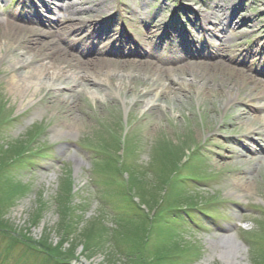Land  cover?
Segmentation results:
<instances>
[{"label":"rangeland","instance_id":"rangeland-1","mask_svg":"<svg viewBox=\"0 0 264 264\" xmlns=\"http://www.w3.org/2000/svg\"><path fill=\"white\" fill-rule=\"evenodd\" d=\"M41 1L34 0L36 7ZM102 1L46 0L52 11L42 9L40 18L54 28L69 61H94L95 70L101 68L96 61H112L103 63L104 69L116 71L110 80L118 83L124 76L126 86H132L133 92L126 89L123 95L108 85L102 88L100 95L109 97L105 103L91 100L93 92L85 93L81 86L60 93L44 86L15 93L13 81L34 71L29 63L24 72L17 68L33 53L27 47L23 55L21 38L8 41L9 35H4L8 40L0 54V264H226L233 256L229 237L241 247L239 264H264V137L248 143L243 139L246 130L263 126L262 119L247 118L244 106L251 94L262 93L256 86L257 80H264V56L258 53L259 45L264 47L259 35H264V0H183L189 31H180L183 38L165 53L157 47L156 39L164 34L157 25L168 20L177 0H120L129 5L131 20L129 15L118 17L114 25L105 18L111 7L87 14L86 9ZM0 4L8 6L0 11V22L35 27L31 18H37L39 9H22L20 0ZM217 6L234 12L238 34L227 41L221 33L208 36L209 58L221 52L212 61L196 57L185 62L183 56L173 60L181 48L191 53L190 42L200 40L203 45L201 30L193 29L198 13L210 16L212 27L228 22L229 13ZM68 7L80 10L75 17L81 22H102L80 34L92 33L89 41L78 36L85 45L57 23L59 10ZM125 23H130L125 37L145 39L140 51L132 50L131 40L119 37V25ZM2 29L0 25V36ZM106 29L116 31L117 39H97L95 32ZM42 36L37 38L50 41ZM145 62L176 67L179 77L193 81L195 88L218 93L199 96V89H192L148 108L161 85L152 95L138 96L146 86L152 87L154 72L150 76L139 69ZM195 64L209 68L190 69ZM54 65L72 71L69 76L83 72L62 61ZM242 73L248 79H240ZM229 89L236 100L227 106ZM243 153L248 157H239ZM183 209L201 224L179 219L185 215Z\"/></svg>","mask_w":264,"mask_h":264},{"label":"bare ground","instance_id":"bare-ground-1","mask_svg":"<svg viewBox=\"0 0 264 264\" xmlns=\"http://www.w3.org/2000/svg\"><path fill=\"white\" fill-rule=\"evenodd\" d=\"M52 1H57V0H52ZM77 1H81V0H77ZM113 5L114 2L111 0H104L102 1L100 4L92 6L91 8L86 9L87 10V14H94V13H101L103 11H106V9H109L110 7L112 8L111 10H113ZM217 9L221 10V12L227 14L229 13V20L228 22L224 25L223 23L221 25L222 28L220 30H218V26L221 27L220 24H216L212 27L213 22L211 21L210 16H204L201 15L199 16L200 21L202 20L201 24L203 28L207 29V32H209L211 35L213 34L214 36H217V32H223V35H225V39L229 40L232 39L233 37L236 36V34H238L237 32V28H235L236 26V22L231 21L233 13H230V8L228 9V7L226 8L225 6H217ZM83 10V11H86ZM82 11V10H81ZM113 12V11H112ZM111 12V13H112ZM60 13V18L58 19L57 23H59V25H66L67 30L72 31V35L74 37H78L80 32H85L89 30L90 25L93 24V22L96 19H87V21L81 22L80 19L76 18L75 15H78V13H80V10H71L70 7H68L67 9H64L61 11L59 10ZM70 16V18H69ZM157 17V19L161 18L162 14H160L159 16L156 14L155 15ZM249 22H254L253 20L251 21L249 19ZM245 23V21H244ZM0 25L3 27V36H0V54L1 52L3 53L2 50H4V48L6 47V43L7 40L5 36L9 37L8 41H12L13 39L18 40V38H21V41L23 42L22 45L24 46H20L19 51H21V53L23 55H26L27 52L25 51V49L27 47H31V51L33 55H30L27 58V61H22V65L21 67L17 68L19 72H24L26 69V63L30 64V67H34L32 68L34 71H32L30 73V75H28V77H23L22 80L19 81H13V85L15 86V89H13V91L17 92V93H22L23 89L22 88H27L28 90L31 89V87H37L38 89L42 88L43 86L46 87V89L48 90V92H55V93H60L63 91V89H70V91L78 86H81V88L84 89L85 93L88 92H93L94 91L97 93L96 96L92 94L91 96V100L95 99L97 101H101L103 103H105L107 101V98H109L108 96H102L100 95L99 91L102 90V88H106L107 85L109 89L118 92L119 94L123 95V93L127 92H133V88L132 86H126V84L124 83V76L121 77L120 81L118 83H114L112 80H110L112 77H114L116 74V71L113 70V72L110 69H104L103 67V63L107 62L106 64L108 65H112V61H96L95 63H98L100 70H95L94 66V61L87 63V64H81V62L76 59V57L74 58V62L73 61H69L68 56H66L63 52H61V49L59 48V43H61L59 41H57V36H56V32L53 30L54 28L52 26H47L44 23H39L35 25V27L32 28H22L19 26H15L13 24H11L8 21H4L1 20ZM40 25L44 26L46 29L44 30H40ZM81 26V27H80ZM80 27V28H77ZM231 31V32H230ZM43 35L42 37L44 39L46 38H50V41L48 42H43L40 39H38L37 37ZM58 35V34H57ZM86 38H88V36H86ZM226 40V41H227ZM10 45V44H9ZM38 48L37 52H34L35 49ZM18 51V50H17ZM58 52H60V54H57ZM97 53L99 56L100 52ZM54 54H57L58 58H54ZM72 59V58H71ZM97 60L100 59V57L96 58ZM95 59V60H96ZM42 61V62H41ZM56 61H62L65 62L67 64V67L72 69H83V72L80 73H74V75L69 76V73H72V71L68 72L65 71V69L63 67H58L56 68L55 65L53 66L54 62ZM71 62L72 65H71ZM46 63V64H45ZM116 64H119L118 62ZM128 64V63H127ZM131 64V63H130ZM204 64V63H203ZM131 65H135V63H132ZM138 65V64H137ZM20 66V65H18ZM190 66V65H189ZM188 66V67H189ZM196 66V67H195ZM224 66V64H223ZM187 67V68H188ZM224 67L227 68V66L225 65ZM128 68V67H127ZM199 68V69H198ZM209 67H206L205 65H198L195 64L193 65L190 69H195V70H199V71H205L207 70ZM71 69V70H72ZM123 69L125 70V67L123 66ZM130 69V67H129ZM128 69V71H129ZM139 69H145V74H150V76H152L153 72H154V77L153 79H151V77L149 76L148 78L151 79L152 81V87L148 88L146 86L145 90L138 93V96H140V98H144L146 96L152 95L157 89H158V84L160 83L161 87H160V92H157L155 97L150 99L148 101V108H151L153 106H156V102H160L161 100H165L168 97L172 96V99H177L178 95L181 93H186L188 92V90H192V89H199V96H201L203 93L204 95H206V93L212 94V93H218L216 90L210 89L209 87H200V88H195L193 81L191 80H186V79H182L179 77V71L178 68H171V67H161V66H157L154 65L153 62H145L141 67H139ZM85 71V72H84ZM112 73H111V72ZM133 71V70H131ZM214 71V70H213ZM216 72V71H215ZM97 73V74H96ZM105 75L104 78H109V83L105 82V79H101V76ZM243 74V75H242ZM241 75H239L240 79H248L247 75H244V73H242ZM111 76V78H110ZM131 76V75H130ZM238 76V74H237ZM124 77V78H123ZM194 77V76H193ZM45 79V81H44ZM47 79V80H46ZM168 79V83H163L164 81H166ZM191 81V82H190ZM244 81V80H243ZM85 84H84V83ZM257 83H259V85H257L256 87L262 89V93H260L261 97H255L253 94H251L249 96L250 100L248 101V105H245V114L247 115V118H258V119H262L261 121L263 122V126L259 129H257V131H250L251 129L246 130L247 134H244L243 139L244 141H246L248 143L249 142H254L259 136L264 137V117L262 116V114L264 113V104H262V101H264V80H257ZM146 85V84H144ZM194 87V88H193ZM127 89V90H126ZM203 91H200V90ZM230 90V89H229ZM26 91V90H25ZM98 91V92H97ZM15 92V93H16ZM234 91H227V106H229L231 104V102H235L236 98L234 99L233 93ZM127 94V93H126ZM232 94V95H231ZM127 96V95H126ZM137 96V97H138ZM128 98V97H127ZM231 100V101H230ZM30 102V101H29ZM65 102V99L64 101ZM255 102H257L259 104V106L255 105ZM252 103V104H250ZM244 114V115H245ZM262 117V118H261ZM241 145L242 148L246 149V145L243 144H239V146ZM248 149V148H247ZM250 155L253 154V156L255 157L256 155H258L257 153H250ZM239 157H248L245 153L243 154H238ZM227 240H229V242H231L232 245V250H231V254H233V256L231 258H229L230 260L226 262V264H239V262L237 261V256L240 254V245L233 240L232 237L226 238ZM229 257V256H228Z\"/></svg>","mask_w":264,"mask_h":264},{"label":"trees","instance_id":"trees-1","mask_svg":"<svg viewBox=\"0 0 264 264\" xmlns=\"http://www.w3.org/2000/svg\"><path fill=\"white\" fill-rule=\"evenodd\" d=\"M14 197H15V194L12 196V198L11 199H14ZM15 203V202H14ZM0 221H2V219H0Z\"/></svg>","mask_w":264,"mask_h":264}]
</instances>
